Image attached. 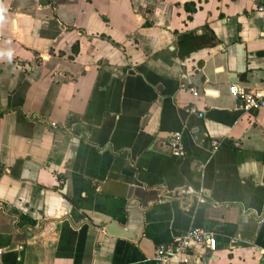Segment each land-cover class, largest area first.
<instances>
[{"label": "crops", "instance_id": "1", "mask_svg": "<svg viewBox=\"0 0 264 264\" xmlns=\"http://www.w3.org/2000/svg\"><path fill=\"white\" fill-rule=\"evenodd\" d=\"M258 4L0 0V264H154L190 227L215 250L167 264H264V107L229 93L264 91ZM196 124L225 138L214 154ZM186 185L204 201L176 193ZM132 200L140 236L109 235Z\"/></svg>", "mask_w": 264, "mask_h": 264}, {"label": "built area", "instance_id": "2", "mask_svg": "<svg viewBox=\"0 0 264 264\" xmlns=\"http://www.w3.org/2000/svg\"><path fill=\"white\" fill-rule=\"evenodd\" d=\"M255 3H261L257 5L259 11L264 10V0H251ZM192 93H196L194 87L190 88ZM229 93L234 99H240L239 106L242 110L246 112H256L264 107V91L262 93H252L239 88L236 84L230 85ZM185 110L191 114H195L200 118L204 117V112L198 111L193 105H189ZM188 132L195 143H200L206 141V147L211 154H214L219 147L224 143L225 138H209L205 139V132L202 126L196 124L188 127ZM238 146V142L234 143ZM168 145L172 151L179 156L185 155V148L181 141V132L179 130L169 133ZM199 169L202 170L204 164L198 165ZM176 193L195 195L197 202L204 201V192L202 188L194 189L190 185L182 186L177 188ZM202 245L210 251H214L216 248V240L214 235L202 228L190 227L182 234L173 238L172 242L169 244L158 245L153 253L151 260L154 264H167L173 257L178 254L186 255L188 249L192 245ZM261 254L264 255V244L261 247ZM186 261V259H184Z\"/></svg>", "mask_w": 264, "mask_h": 264}, {"label": "water", "instance_id": "3", "mask_svg": "<svg viewBox=\"0 0 264 264\" xmlns=\"http://www.w3.org/2000/svg\"><path fill=\"white\" fill-rule=\"evenodd\" d=\"M229 77L233 78L231 82L237 80L234 73L229 74ZM138 203L137 200H132L125 206L124 211L128 214L126 218L127 223L125 225H122L120 220L115 218L103 225L104 230L109 235L126 237L132 241H136L141 234L143 226V208L137 207ZM131 230H133V232Z\"/></svg>", "mask_w": 264, "mask_h": 264}]
</instances>
